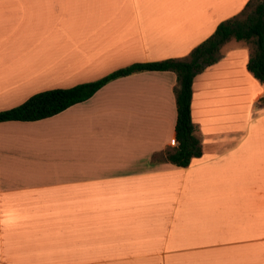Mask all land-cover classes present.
I'll return each instance as SVG.
<instances>
[{"label":"crops","instance_id":"obj_1","mask_svg":"<svg viewBox=\"0 0 264 264\" xmlns=\"http://www.w3.org/2000/svg\"><path fill=\"white\" fill-rule=\"evenodd\" d=\"M249 1L0 0V111L181 58ZM238 42L195 77L203 154L185 167L161 153L175 138L174 71L118 77L50 117L0 121V264H264V84ZM239 72L249 96L231 93ZM237 101L249 103L241 119Z\"/></svg>","mask_w":264,"mask_h":264},{"label":"trees","instance_id":"obj_2","mask_svg":"<svg viewBox=\"0 0 264 264\" xmlns=\"http://www.w3.org/2000/svg\"><path fill=\"white\" fill-rule=\"evenodd\" d=\"M217 44L204 45V56L200 59L182 60L171 57L158 61L133 63L115 70L97 80L84 82L68 88H52L38 93L44 94V103L25 102L10 109L1 110L0 121L24 120L32 121L53 116L69 106L90 98L109 81L135 72L146 70H169L179 73L180 83L174 88L177 113L179 112L183 128L182 139L174 149L164 152V160L178 166L190 165L194 157L203 154L201 140L196 134V124L192 116V100L195 77L208 66L222 58L221 49L232 39L244 40L253 44L247 69L264 84V0H250L244 9L233 17L219 23L216 30ZM178 115V114H177Z\"/></svg>","mask_w":264,"mask_h":264},{"label":"snow or ice","instance_id":"obj_3","mask_svg":"<svg viewBox=\"0 0 264 264\" xmlns=\"http://www.w3.org/2000/svg\"><path fill=\"white\" fill-rule=\"evenodd\" d=\"M213 41H216L217 44H220L221 41L217 40L216 33L213 32L209 34L207 37H205L199 44H196L195 46L191 47L186 53L183 54L181 57L182 60H194V59H200L204 56V45H209L211 46L213 44ZM177 83H180L179 79V73H177ZM30 102H34L36 104H43L44 103V94L42 93H36L35 96L30 98ZM259 104L264 105V94H261L260 100L258 102ZM3 114H0V118H2ZM182 132L183 128L181 126V120H180V115L178 112L177 115V122H176V127L174 131V137L173 139L169 140L167 142V146L165 149L161 150V153L163 151L169 150V148L174 149L177 146L178 140L182 139ZM161 153H156V155H160Z\"/></svg>","mask_w":264,"mask_h":264},{"label":"rangeland","instance_id":"obj_4","mask_svg":"<svg viewBox=\"0 0 264 264\" xmlns=\"http://www.w3.org/2000/svg\"><path fill=\"white\" fill-rule=\"evenodd\" d=\"M238 41H240V42H238L237 44L247 48L250 51V53L254 49L253 44L246 42L244 40H238ZM238 74H239V76H238ZM234 84H235V82H234ZM234 86L233 87L231 86V93H233V94L236 93L237 96H243V97L249 96L251 91L254 89L253 87H251V84L249 83V81L246 80V77L245 76L242 77V74L240 72L237 73V81H236V84ZM248 105H249L248 101H243V102L237 101L238 118L241 119L239 114L245 113L247 111ZM241 121H243V120H241Z\"/></svg>","mask_w":264,"mask_h":264}]
</instances>
